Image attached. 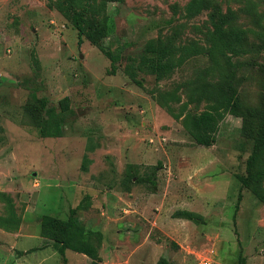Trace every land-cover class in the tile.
<instances>
[{
  "label": "rangeland",
  "instance_id": "obj_1",
  "mask_svg": "<svg viewBox=\"0 0 264 264\" xmlns=\"http://www.w3.org/2000/svg\"><path fill=\"white\" fill-rule=\"evenodd\" d=\"M94 1L88 25L95 41L83 36L79 45L52 0H0V192L20 217L16 229L0 226V264H64L54 242L41 236L40 220L66 219L86 195L90 205L77 216L103 232L99 253L109 264H264V204L239 180L264 111V50L233 58L240 62L239 111L224 115L209 147L195 143L182 123L207 106L190 100L196 85L215 79L203 71L206 55L158 82L124 72L150 41L175 34L176 43L204 45L212 13L232 11V23L262 43L264 0H210L211 8L193 18L184 17L189 0ZM33 95L55 107L60 136H41L44 112ZM64 97L67 111L59 107ZM158 161L154 187L131 183L122 191L127 164L143 175ZM181 208L205 223L174 217ZM0 211L7 215L1 198ZM155 220L165 233L150 231ZM137 242L144 252L112 253L114 245L132 251ZM65 258L87 261L69 249Z\"/></svg>",
  "mask_w": 264,
  "mask_h": 264
},
{
  "label": "trees",
  "instance_id": "obj_2",
  "mask_svg": "<svg viewBox=\"0 0 264 264\" xmlns=\"http://www.w3.org/2000/svg\"><path fill=\"white\" fill-rule=\"evenodd\" d=\"M53 6L71 22L77 30V43L80 45L83 36L95 41L94 33L88 23V14L96 13L95 1L86 0H52ZM210 0H189L184 7V17L193 18L202 10L210 9ZM212 13L210 16L211 28L206 31L205 44L197 41L176 43L175 34L162 41L156 39L148 42L141 51L138 59L130 58L124 67L125 74L135 78L139 74H150L155 81H161L169 77L174 70L180 67L186 60L194 56L206 55L210 66L203 69L215 77L214 80L201 81L195 87L196 96L190 100L207 102V106L198 114H187L182 123L184 128L193 138L195 143L209 147L215 143V134L218 123L227 112H238L240 107L235 87V71L240 65L239 61H233L234 57L258 53L264 50V37L262 33L257 35L261 42L257 43L248 39L252 29L243 28L232 23L230 15ZM255 33V32H254ZM104 51V50H103ZM105 55L112 60V53L104 51ZM37 65V61H34ZM207 74V73H206ZM264 87V83H263ZM33 98L40 104L44 117L42 126L39 129L41 136L58 137L61 135L62 127L58 119L55 107L49 105L45 97ZM61 111L69 108V98L64 97L59 101ZM139 166L129 163L126 166L122 179L123 188L127 191L131 183H149L156 185L155 177L162 168L161 161L149 166V173L139 174ZM243 187L248 188L252 194L264 204V111L260 114L256 131L253 134V147L246 161V175L239 177ZM0 198L7 204V215L0 211V226L5 229H16L20 224V217L15 213L14 204L11 198L0 192ZM90 196L86 195L75 207L69 208V216L66 219L50 215H43L40 220L41 236L54 242L56 250L64 256L65 250L70 249L83 253L92 258L89 264H98L100 257L98 248L102 240V233L99 230L86 228L77 216V211L89 207ZM85 201H88L86 204ZM176 218H183L195 224H204L205 218L202 214L179 209L173 213ZM158 264V263H157Z\"/></svg>",
  "mask_w": 264,
  "mask_h": 264
},
{
  "label": "crops",
  "instance_id": "obj_3",
  "mask_svg": "<svg viewBox=\"0 0 264 264\" xmlns=\"http://www.w3.org/2000/svg\"><path fill=\"white\" fill-rule=\"evenodd\" d=\"M121 189H123L122 191L123 192H129V191H127V190H125L124 188H121ZM108 192H106V195L108 196ZM130 194V193H129ZM138 203V202H137ZM181 209H187V210H189L188 208H181ZM179 210V209H178ZM193 211V210H192ZM79 219H80V217H79ZM180 219H183V218H180ZM156 220H157V218H156ZM156 220L155 221H153L152 223H151V225H150V227H149V229H150V231L151 230H153V228L151 229V226L152 227H156L158 230H160V231H162V232H164L160 227H158L157 225H156ZM120 226H121V223L119 224ZM120 226L118 227V230H120ZM101 233H102V239H103V232L101 231V230H99ZM141 232V231H140ZM165 233V232H164ZM121 233H117L116 235H115V237H117V235H120ZM139 235H140V233H139ZM115 237H113V238H115ZM44 238V237H43ZM151 238V237H150ZM101 243H102V240H101ZM101 243H100V246H99V248H98V255H99V257H100V260L98 261V264H109V261H107V260H105V259H103V261H102V257H101V255H100V253H99V250H100V247H101ZM149 244H152V245H154L153 243H149ZM130 246H131V244H130ZM146 246V245H145ZM145 246L144 245H142V244H140L139 242H137L136 244H134V249H132V251H127V248H126V250H120V248L116 245H114V247L112 248V253H113V255H118V254H120V255H128L127 254V252H133V253H136V252H144V250H145ZM67 250V249H66ZM70 250V249H69ZM79 253V252H78ZM81 254H83V253H81ZM85 256H87V261L84 263V264H89L91 261H92V258L91 257H89L88 255H86V254H84ZM64 256H65V253H64ZM142 259H144V258H142ZM131 262H132V260H131ZM79 264V263H78ZM111 264V263H110ZM139 264V263H138Z\"/></svg>",
  "mask_w": 264,
  "mask_h": 264
}]
</instances>
